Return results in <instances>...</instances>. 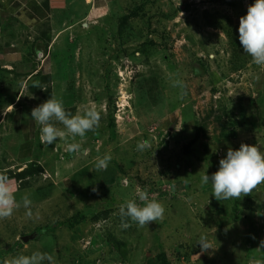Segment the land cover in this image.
I'll return each mask as SVG.
<instances>
[{"label":"rangeland","instance_id":"374dc122","mask_svg":"<svg viewBox=\"0 0 264 264\" xmlns=\"http://www.w3.org/2000/svg\"><path fill=\"white\" fill-rule=\"evenodd\" d=\"M108 1L100 21L67 28L51 47L36 39L47 30L43 23L36 33H24L17 43L21 52L5 55L10 66L1 62L0 170L19 173L33 161L44 169L24 184L13 180L17 201L24 195L31 199V216L21 206L0 220L1 264L37 250L53 254L57 264H254V254L264 253L259 248L264 227L258 235L249 225L251 237L242 232L250 195L217 201L201 176L218 170L229 147L238 150L250 140L256 144L249 145H264V69L251 63L231 71L227 34L207 24L216 11L223 18L225 10H215L220 3ZM126 15L132 19L119 33ZM46 75L51 96L62 99L66 110L97 108L99 127L77 137L81 148L70 153L63 140L42 144L36 124L33 148L23 158L20 150L29 135L13 115L21 112L30 123L31 110L48 99L39 87ZM107 85L115 101L114 136ZM241 97L258 103L244 109ZM220 106L229 117L219 123L209 115ZM242 118L254 123V132L240 129L233 138L223 127ZM199 124L203 130L187 154ZM142 141L148 143L141 149ZM106 153L112 159L97 171L96 157ZM138 186L154 193L166 212L143 228L132 223L124 229L119 206L135 198Z\"/></svg>","mask_w":264,"mask_h":264},{"label":"clouds","instance_id":"9594fccd","mask_svg":"<svg viewBox=\"0 0 264 264\" xmlns=\"http://www.w3.org/2000/svg\"><path fill=\"white\" fill-rule=\"evenodd\" d=\"M239 43L243 52L251 57L252 63L264 69V0H254L248 6L246 15L239 19ZM31 119L40 126V140L44 145H52L57 140L67 144L70 153L78 152L81 144L77 137L84 138L86 133L99 127L101 113L95 107H85L75 114L65 109L62 99L51 96L31 110ZM62 125V127L58 126ZM69 140L73 142H68ZM148 142L142 141L138 148ZM264 145L241 143L238 150L228 148L226 156L219 160L218 170L201 176L202 185L211 184L212 196L217 200H239L264 184ZM112 157L110 154L96 157L97 171L106 170ZM95 190V189H94ZM155 194L145 188H136L135 198L128 199L119 206L121 227L127 229L132 223L143 228L164 218L166 208L155 199ZM32 201L24 195L17 201L14 181L6 171L0 170V220L10 218L23 206L31 216ZM203 249H208L201 244ZM264 249V241L260 242ZM4 264H57L53 254L34 251L31 255H18L7 259ZM254 264H264L255 260Z\"/></svg>","mask_w":264,"mask_h":264},{"label":"crops","instance_id":"0c3cea01","mask_svg":"<svg viewBox=\"0 0 264 264\" xmlns=\"http://www.w3.org/2000/svg\"><path fill=\"white\" fill-rule=\"evenodd\" d=\"M43 1L0 0V40L2 39L4 42L3 46L2 44L0 45L1 66L3 65L1 63L2 60H5V64L10 66L8 60L5 59V55L19 54L21 48L17 44L18 40L23 38L24 33L26 35L31 32L32 34L36 33L42 23L44 24L43 26L46 25L51 29L48 34L52 39V42L49 43V47H51L55 42L56 36L65 33L67 28L74 29L80 22L86 20L100 21L109 11L108 0H46V5H44ZM181 1L184 5L188 4L186 0ZM205 2L220 3L218 7L212 6L216 7L215 10L224 9L225 12H223L222 16L224 22L238 29L240 17L246 15L248 6L254 3V0H206ZM217 12L219 11L212 13V17L216 18L218 22L220 17ZM83 26H87V24ZM41 33H43L42 29L36 39L42 35ZM47 58L45 57L44 59ZM3 69L6 68L3 66ZM249 198L251 202H248L245 211L246 215L242 217L241 229L242 232L251 237L254 235L247 233L251 228L249 225L255 226V231L258 235L260 229L264 227V185L253 190ZM257 251L259 252V250ZM262 251L254 254L255 260H264ZM246 264L251 263L247 262Z\"/></svg>","mask_w":264,"mask_h":264},{"label":"trees","instance_id":"16d2710c","mask_svg":"<svg viewBox=\"0 0 264 264\" xmlns=\"http://www.w3.org/2000/svg\"><path fill=\"white\" fill-rule=\"evenodd\" d=\"M43 1V0H42ZM44 5H46L47 1L44 0ZM190 3H188L189 5ZM193 5H196V3H192ZM16 5H18L16 3ZM178 11H182V8H178ZM177 11V12H178ZM212 16V15H211ZM132 19V15H126L124 16L121 20H120V25H119V33L121 32L122 29H124V27L127 26L128 22ZM207 24L210 25V27H214V29H218V28H222L224 30V32L227 34L228 37V46H229V51L232 52L233 55V68L231 71L235 70V71H239L240 69H242L243 67H247L248 64L252 63L251 57L248 56L246 53L243 52L242 47L240 46L239 43V34H238V29H236V27L232 26V25H228V24H224V19L219 18L218 22L216 21V18L212 17V21L208 20ZM51 29L49 27H47V30L42 31L43 33H41L42 35L37 39L38 41H46V45L49 44L50 42H52L51 36L48 34L50 33ZM49 60L48 58L46 59V61ZM42 72V71H41ZM41 72H38L37 74H40ZM30 76H34L33 74H31ZM213 83L217 84V82L219 81V79H215L212 78ZM50 84H51V80H50V75H46L44 78H42V81H40L39 83V87L40 88H44L46 91V94H48V99L51 97V88H50ZM35 90V89H33ZM107 90L108 93L106 95V102L108 104V117H109V128H111V132H112V136L115 135V131H116V123H115V119H114V112H115V101L113 98V95L110 93L109 91V85H107ZM261 94V91L259 92L258 96ZM258 99L256 98H252V97H241V104L243 105L244 109L246 108H250L253 106H256V103ZM7 107L13 106L15 105V102H11V103H6ZM17 105V104H16ZM112 107L114 109H112ZM175 114V113H173ZM212 114H214L216 116V120L220 123L223 120L226 119V117H229L227 115V112H225V110L220 106L219 109L217 111L212 110V112H210L211 116ZM208 116V119H209ZM262 121L264 119V115L262 116ZM22 115L21 112H15L13 115V119L15 121L16 124L20 123V126L25 127L26 129V133L29 135L28 136V140L25 144L22 145L21 150H20V154L22 155L23 158H26L27 155L29 154V152L31 151L30 149L33 148V141L35 139L36 136V123L34 120H30V123H24L22 120ZM243 120L240 122H231V123H227L225 124L223 127L225 130L228 131V134L231 135L233 138H235L237 136V133L240 129L244 130V132L247 133H252L254 132V123L251 122L250 124H246V121L244 118H242ZM232 121V119H231ZM245 125V127L242 128V126ZM201 130H203V126L201 124L197 125V127L195 128V132H196V136L195 138H193L191 140V142L185 147V152L187 154L191 153V147L196 144L197 142V138H199V134L201 133ZM253 141L254 144H256V142L254 140H250L249 142ZM249 142H246L247 144ZM263 150V149H262ZM44 171L43 167L41 165H39L37 162L33 161L30 162V164L23 169L22 171H20L19 173H10L9 177L12 178L13 180L19 181L22 184H24L27 180H29L30 178L36 176L38 177L40 174H42V172ZM27 179V180H26ZM249 201L250 198H248ZM241 219V217L239 218ZM41 231V235L44 234L45 229L40 228L39 229ZM24 237L26 236L25 234L23 235ZM33 239L28 238V241H31ZM201 246H199V249L196 251V253H198V255H201L202 253V249L200 248ZM1 259V257H0ZM2 260H0V264H1Z\"/></svg>","mask_w":264,"mask_h":264},{"label":"water","instance_id":"95a60500","mask_svg":"<svg viewBox=\"0 0 264 264\" xmlns=\"http://www.w3.org/2000/svg\"><path fill=\"white\" fill-rule=\"evenodd\" d=\"M24 241H26V242H27V241H28V239L26 238V240H24Z\"/></svg>","mask_w":264,"mask_h":264}]
</instances>
